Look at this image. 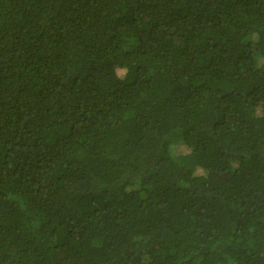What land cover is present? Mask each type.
Segmentation results:
<instances>
[{"label": "trees", "instance_id": "16d2710c", "mask_svg": "<svg viewBox=\"0 0 264 264\" xmlns=\"http://www.w3.org/2000/svg\"><path fill=\"white\" fill-rule=\"evenodd\" d=\"M0 264H264V0H0Z\"/></svg>", "mask_w": 264, "mask_h": 264}, {"label": "rangeland", "instance_id": "374dc122", "mask_svg": "<svg viewBox=\"0 0 264 264\" xmlns=\"http://www.w3.org/2000/svg\"><path fill=\"white\" fill-rule=\"evenodd\" d=\"M123 46H124V48H125V47H126V48H129V47H130V44L124 42ZM118 73H119V75L121 76L123 72H122V71H119Z\"/></svg>", "mask_w": 264, "mask_h": 264}]
</instances>
